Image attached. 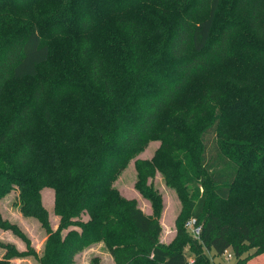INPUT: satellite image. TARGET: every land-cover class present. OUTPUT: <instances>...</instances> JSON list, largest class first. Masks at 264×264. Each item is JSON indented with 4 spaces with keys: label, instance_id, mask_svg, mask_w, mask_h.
Returning <instances> with one entry per match:
<instances>
[{
    "label": "trees",
    "instance_id": "1",
    "mask_svg": "<svg viewBox=\"0 0 264 264\" xmlns=\"http://www.w3.org/2000/svg\"><path fill=\"white\" fill-rule=\"evenodd\" d=\"M224 1L0 0V200L15 191L19 213L44 229L39 264H72L100 241L116 264H210L203 247L230 248L233 264L264 253V0L222 11ZM21 79L29 90L5 103L6 83ZM198 80L190 106L203 118L178 111L163 146L166 177L205 192L188 204L201 224L189 263L184 232L164 246L157 220L111 184ZM43 188L54 191V229ZM0 229L27 246L1 214ZM2 248L0 264L32 253Z\"/></svg>",
    "mask_w": 264,
    "mask_h": 264
},
{
    "label": "rangeland",
    "instance_id": "2",
    "mask_svg": "<svg viewBox=\"0 0 264 264\" xmlns=\"http://www.w3.org/2000/svg\"><path fill=\"white\" fill-rule=\"evenodd\" d=\"M227 1H224L222 11L227 7ZM143 9V11L147 9L145 5ZM219 24L220 18L216 26ZM49 44L54 52H58L60 47L58 42L52 41ZM50 66L53 69L57 67L54 62ZM214 72H219V69H215ZM31 83V79L11 80L6 83L3 89V100L5 103L10 102L11 105L16 103V98L23 97L29 90ZM200 85L201 80H198L194 88L188 89L177 100L174 107L165 112L154 135L143 144L140 153L131 158L117 173L115 180L111 184L119 197L125 200H133L144 214L157 220L161 227L158 241L164 246L174 247L180 240L179 234L184 232L183 236L189 239V242L183 247V253L189 263H192L194 259L190 243L195 246L199 244L200 239L198 238L199 236L190 234L185 227L189 219L187 215L188 204L191 200H196L205 192L203 185L198 179L183 181L184 184L177 188L166 177L165 170L168 167V161L163 146L173 144L174 137L169 127L171 128V124L175 122L181 123V119L176 116L178 111L188 108L194 109L196 112H194L196 118L194 124L203 118L202 110L190 106L193 99H191V92L195 95L200 89ZM138 177L140 178V184H137ZM142 190L149 197L142 194ZM206 194L210 195V191L207 190ZM151 198H153V206ZM53 200L54 191L51 188H43L40 192V202L47 212L51 229L56 228L58 221L57 215L53 213ZM157 210L159 211L157 212ZM0 214L2 218L15 223L28 242L26 246L21 238L12 234L9 230L0 229V257L4 252L2 246L4 244H12L16 251H25L26 248H30L32 253H28L22 258L15 257L9 259L10 264H39L37 258L42 252L46 237L45 231L35 219L23 217L19 213L15 191L9 192L0 200ZM80 219L84 222L88 219V216L82 215ZM75 227V225H68L64 231ZM226 251L231 254L229 259L223 254L215 255L212 249L210 250L205 247L202 249V252L208 257L210 264H233L235 258L232 250L229 248ZM73 258L72 264H116L111 249L101 241L82 249ZM249 264H264V258L259 256L256 261Z\"/></svg>",
    "mask_w": 264,
    "mask_h": 264
},
{
    "label": "built area",
    "instance_id": "3",
    "mask_svg": "<svg viewBox=\"0 0 264 264\" xmlns=\"http://www.w3.org/2000/svg\"><path fill=\"white\" fill-rule=\"evenodd\" d=\"M196 222V219L194 217H191L187 220L185 227L190 232V234L199 236L201 232V225H198ZM223 255H225L227 259L231 257V254L227 253L226 250L224 251Z\"/></svg>",
    "mask_w": 264,
    "mask_h": 264
},
{
    "label": "crops",
    "instance_id": "4",
    "mask_svg": "<svg viewBox=\"0 0 264 264\" xmlns=\"http://www.w3.org/2000/svg\"><path fill=\"white\" fill-rule=\"evenodd\" d=\"M259 256L264 258V253H262V254H260V255H258L256 257L250 259L246 264H249V263H252V262L256 261ZM73 260H74V258H73Z\"/></svg>",
    "mask_w": 264,
    "mask_h": 264
}]
</instances>
